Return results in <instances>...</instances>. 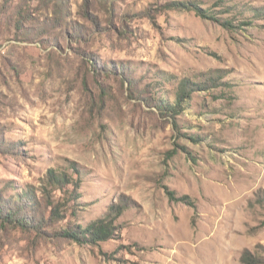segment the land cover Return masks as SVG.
Here are the masks:
<instances>
[{"label":"rangeland","instance_id":"obj_1","mask_svg":"<svg viewBox=\"0 0 264 264\" xmlns=\"http://www.w3.org/2000/svg\"><path fill=\"white\" fill-rule=\"evenodd\" d=\"M256 193L264 0H0V264H264Z\"/></svg>","mask_w":264,"mask_h":264},{"label":"trees","instance_id":"obj_2","mask_svg":"<svg viewBox=\"0 0 264 264\" xmlns=\"http://www.w3.org/2000/svg\"><path fill=\"white\" fill-rule=\"evenodd\" d=\"M185 4V3H183ZM197 10L198 15L204 16L205 12L195 7ZM219 80V75L213 72H209L205 74L202 79L199 81H187L182 82L181 86L178 87L175 101L172 103H169L168 101H158L157 108L160 111V113H172V114H178L179 110L183 106L184 102L186 101V98H188L189 93L193 92L195 90H199L200 88H206V87H215L217 82ZM49 182L52 184H57L58 186H62V184H65L67 182V177L65 174L62 175H56L55 173H52L50 178H48ZM255 199L257 202H260L264 205V197L256 193ZM123 207L122 204H117L112 207H110V210L106 213V217L116 216L121 213ZM56 209H54L55 211ZM52 215L53 211H52ZM14 216V213L8 212L7 218L12 220ZM18 224L24 225V220L19 219L17 221ZM111 220L103 218H97L93 221H90L86 225L77 226L72 229H66L61 231V236H64L65 238L72 239L74 241H77L79 243L84 242H97L106 240L112 233H111ZM242 258L247 261L249 260V256H247V253L244 252L242 255Z\"/></svg>","mask_w":264,"mask_h":264}]
</instances>
